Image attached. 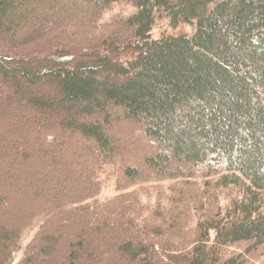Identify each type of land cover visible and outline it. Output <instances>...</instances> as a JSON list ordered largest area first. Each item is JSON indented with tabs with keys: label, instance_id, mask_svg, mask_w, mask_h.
<instances>
[{
	"label": "trees",
	"instance_id": "1",
	"mask_svg": "<svg viewBox=\"0 0 264 264\" xmlns=\"http://www.w3.org/2000/svg\"><path fill=\"white\" fill-rule=\"evenodd\" d=\"M50 1L0 0V89L9 83L11 93L25 96L27 114L18 123L29 148L14 160L44 174L64 168L74 184L34 189L26 206L16 197L27 223L0 221V264H12L23 233L41 217L15 264H48L60 247V232L53 231L63 228L75 238L60 264H240L221 260L206 244L212 231L217 247L264 242V0H131V15L103 26L97 24L102 11L121 0H68V8L88 13L79 27L50 20V28L35 30L34 41L14 37L21 21ZM49 6L45 16L57 9ZM156 14L194 30L151 38ZM41 84L50 92L32 90ZM3 116L0 109V131ZM115 119L135 123L154 145L143 160L147 171L167 177L203 165L219 173L222 187L242 190L227 215L197 224L187 251L154 243L158 225L140 220L131 194L117 187L112 199H96L101 174L119 158L110 131ZM81 143L85 155L67 152ZM120 170L131 185L145 181L134 165ZM6 196L0 195L2 207Z\"/></svg>",
	"mask_w": 264,
	"mask_h": 264
},
{
	"label": "rangeland",
	"instance_id": "2",
	"mask_svg": "<svg viewBox=\"0 0 264 264\" xmlns=\"http://www.w3.org/2000/svg\"><path fill=\"white\" fill-rule=\"evenodd\" d=\"M51 4L56 5L57 9H55L53 16H45L44 14L50 12L49 5ZM68 4V0H53L52 3L42 4L38 11L31 13L25 20L21 21L14 37L31 36L30 40L34 41L35 38H31L32 36L35 37V30L40 26L43 29L50 28V20L54 21L56 26L63 28L72 27L71 24L75 23L76 29L79 27L78 25L85 22L88 13L85 9L68 8ZM16 5L19 11L21 5L18 3ZM134 11L135 7L131 0H121L104 9L97 24L103 26L120 21ZM193 30V24L184 23L173 27L165 16L156 14L150 36L156 39L163 35L191 34ZM5 86L6 90L0 89V109L5 114V117L3 116V130L0 131V162L3 165L0 164V195L7 194L8 206H0V221H5L4 223L11 225L22 219L24 223H27L24 218L25 215L18 207L21 204L26 206L33 200L35 197L34 189L44 186L52 190H64L66 186L73 185L74 181L63 174L64 168L57 167L54 171L47 169V174H44L45 172L39 166L32 169L29 164L27 165V162L26 164H19L14 160L15 154L20 149L29 148L19 127L21 123H18L19 118L26 117L27 111L26 107L22 105L25 96L11 93L9 83ZM32 90L38 93L50 92L45 84L36 86ZM51 120H57V116L53 115ZM117 120L115 119L110 131L113 139L119 144L117 153L119 154L118 160L121 159V162L119 164L116 159L115 163L101 174L102 185L100 194L96 199L100 202L112 199L120 193L117 187L122 189V193L131 194L132 198L135 199L133 202L137 205L138 213H141L140 220L144 219L149 225L150 223L158 225V230H155L154 234L157 236L154 243L161 244L163 249L178 250L179 253L187 251L198 238L197 224L206 221V219H219L222 215H227L226 210L234 208V203L242 190L234 186L222 187L218 183L219 173H213L203 165L194 168L184 167L181 173L167 177L147 171L143 165V160L154 151V145L143 136L135 123L125 120L118 122ZM38 124L37 121L32 123V129H30L38 128ZM84 144L73 145L67 152L85 155L87 149ZM126 165H134L142 170L145 181L131 185L124 180L121 177L120 168ZM8 169L16 172L23 170V172L20 177H17V175L11 174ZM25 184L27 185V192L25 191L26 194L22 196L18 192L19 189L26 188L23 187ZM76 192L78 194L80 191ZM261 194L263 199L261 211L264 214V192ZM16 197L20 203L17 206L14 202ZM43 219L41 217L37 221L38 223H34L33 226L25 230L20 242L21 248L14 254L12 264L17 263L26 253L28 244ZM59 232L60 247L52 251L48 264H60L66 255L65 247L75 238L74 231L66 228L57 232L53 231V234L57 235ZM213 237L212 231L206 249L217 251L221 260L234 259L240 264H264V242H257L255 239L241 240L217 247L212 244ZM38 244L35 243L34 246L37 247Z\"/></svg>",
	"mask_w": 264,
	"mask_h": 264
}]
</instances>
